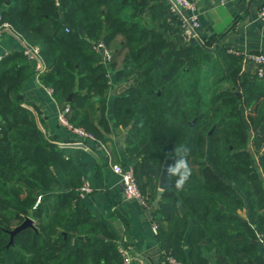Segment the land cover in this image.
<instances>
[{
    "label": "trees",
    "instance_id": "obj_1",
    "mask_svg": "<svg viewBox=\"0 0 264 264\" xmlns=\"http://www.w3.org/2000/svg\"><path fill=\"white\" fill-rule=\"evenodd\" d=\"M60 1L0 0V22L39 47L41 81L69 104V121L103 143L113 144L114 91L112 116L150 205L166 153L189 149L190 179L177 191L167 176L153 211L162 251L184 264H264V76L216 40H186L183 29L166 35L168 0ZM99 40L110 63L93 48ZM33 72L24 50L0 58V264H123L119 230L84 205L76 163L24 98ZM247 207L249 219L238 214ZM27 216L34 226L10 243Z\"/></svg>",
    "mask_w": 264,
    "mask_h": 264
},
{
    "label": "crops",
    "instance_id": "obj_2",
    "mask_svg": "<svg viewBox=\"0 0 264 264\" xmlns=\"http://www.w3.org/2000/svg\"><path fill=\"white\" fill-rule=\"evenodd\" d=\"M192 1L196 5L195 13L200 22L193 41L203 43L210 39L216 40L219 45L241 54L243 69L255 73L256 65L246 55L264 53V22L259 17L264 0ZM183 16L182 9L178 13L168 11L165 14L162 22L166 35L175 36L177 32L184 30ZM29 45L13 29H0V58L8 52L25 51ZM29 58L34 72L24 83V98L36 109L41 128L51 142L57 144L67 157L73 158L82 179L92 186V193L82 198L84 205L92 214L113 221L120 233L119 241L124 240V243L131 247L132 264H139L134 248L142 252L160 248L163 260L161 244L157 232L153 230V213L148 212L149 208L141 206L136 200L124 196L120 177L109 165L110 159L125 165L133 162V158L126 152V130L119 126L112 116L114 91L108 101L113 144L104 143V148L100 144L101 141L82 140L59 122L58 113L63 106L39 77L40 66L44 61L42 58ZM116 61L120 60L116 57ZM109 76L115 87V74L111 68ZM238 214L245 219L250 218L248 207L239 210Z\"/></svg>",
    "mask_w": 264,
    "mask_h": 264
},
{
    "label": "built area",
    "instance_id": "obj_3",
    "mask_svg": "<svg viewBox=\"0 0 264 264\" xmlns=\"http://www.w3.org/2000/svg\"><path fill=\"white\" fill-rule=\"evenodd\" d=\"M170 3V10L173 13H178L180 10H184V33L186 34V40H192L196 36V28L199 26V18L195 13L196 5L192 0H168ZM56 4L60 5L61 1L56 0ZM259 17L264 22V4L261 6L259 10ZM1 28H9L12 29L11 25L8 22H0V29ZM66 30L69 31V27H66ZM93 48L95 50L101 51L103 50L102 54L105 58L107 63L112 61V51L107 48L103 40H99L98 42L93 44ZM233 51V50H231ZM25 53L28 57H36L39 60L41 59L39 53V47L29 45L25 48ZM255 65H256V73L262 77L264 76V53H250L246 55ZM45 68V65L42 63L40 66L39 73L42 72ZM49 92H53V88L48 86ZM70 113V106L66 104L61 108L58 113V120L59 122L71 129L75 134L83 139H96L95 136L80 126H74L68 119V114ZM101 146L106 148L103 142H100ZM264 149V147H263ZM109 165L112 171L120 177V182L122 185V191L124 196L127 199L136 200L141 206L150 208V203L148 201L147 196L142 192L136 176L134 168L131 164L125 165L120 162H113L111 159L109 160ZM93 188L90 183L82 179V183L79 187H77L76 192L80 198H84L90 193H92ZM40 197L38 198L37 202L35 203V207L40 202ZM158 226L156 223L153 222V230L157 232ZM118 251L121 253L123 258V264H132V255H131V247L124 243V240H120L118 243ZM163 264H184L181 260L175 257L170 251L163 252Z\"/></svg>",
    "mask_w": 264,
    "mask_h": 264
},
{
    "label": "water",
    "instance_id": "obj_4",
    "mask_svg": "<svg viewBox=\"0 0 264 264\" xmlns=\"http://www.w3.org/2000/svg\"><path fill=\"white\" fill-rule=\"evenodd\" d=\"M10 0H7V3ZM81 33H84V30H81ZM101 53L103 52V50L100 51ZM73 97V92H71L69 94V96L67 97V101L70 102L72 100ZM252 131H249V136H252ZM170 163V159L167 158L162 166V171L160 174V178H159V184H158V194H157V198L153 201V203L151 204V207L148 210V212H152L155 210L157 204L159 203V200L164 192V190L167 188L168 186V181H167V174H166V167L167 164ZM178 208H179V212L181 214L186 213L187 209L186 207L183 206L182 203L178 204ZM30 226H34V219L30 216H27L23 222H21L19 225H17L14 229L10 230V235H11V240L10 243L13 242L14 236L19 233L20 231L30 227ZM102 238L104 239L105 237L102 236ZM205 242V241H204ZM137 252V259L139 260V264H163L162 261V255L160 252V248H156L154 250L151 251H144L142 252L141 250H139L138 248H134Z\"/></svg>",
    "mask_w": 264,
    "mask_h": 264
},
{
    "label": "clouds",
    "instance_id": "obj_5",
    "mask_svg": "<svg viewBox=\"0 0 264 264\" xmlns=\"http://www.w3.org/2000/svg\"><path fill=\"white\" fill-rule=\"evenodd\" d=\"M188 153L189 149L183 145L175 147L170 153H166L172 162L167 164L165 171L168 176L176 177L174 187L177 191L183 190L192 175V168L187 159Z\"/></svg>",
    "mask_w": 264,
    "mask_h": 264
},
{
    "label": "rangeland",
    "instance_id": "obj_6",
    "mask_svg": "<svg viewBox=\"0 0 264 264\" xmlns=\"http://www.w3.org/2000/svg\"><path fill=\"white\" fill-rule=\"evenodd\" d=\"M147 196H148V195H147ZM150 206H151V205H150ZM259 238H260V241H261L262 247H264V243H263L264 240H263V238H262L261 236H260Z\"/></svg>",
    "mask_w": 264,
    "mask_h": 264
}]
</instances>
